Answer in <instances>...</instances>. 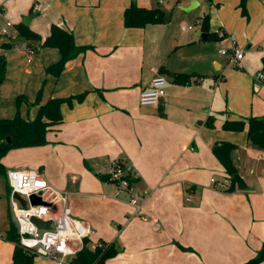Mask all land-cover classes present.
Here are the masks:
<instances>
[{"label": "crops", "instance_id": "0c3cea01", "mask_svg": "<svg viewBox=\"0 0 264 264\" xmlns=\"http://www.w3.org/2000/svg\"><path fill=\"white\" fill-rule=\"evenodd\" d=\"M170 1L0 0V26L12 22L9 34L0 36L10 43L0 48L7 59L0 118L34 119L50 98L84 94L62 103L63 119L49 127L45 144L13 148L2 162L7 171L39 170L51 198L68 191L72 214L90 227V245L118 248L105 264H242L264 244V149L250 144L247 129L223 124L264 116V82L256 76L263 69L264 0H193L186 11L203 8L186 21L197 16L198 27L181 25L178 33L167 13L162 23L126 25L131 5L166 12ZM33 13L26 24L22 16ZM205 15L208 32L201 27ZM23 23L31 37L21 33ZM53 24L90 46L58 76L47 68L60 51L44 45ZM219 41L247 50L241 66L224 69L228 60ZM209 42H217V53L206 50ZM175 73L192 80L176 82ZM157 74L168 79L165 95L157 105H143L140 94ZM223 142L235 145L232 159L247 190L237 182L232 189L211 182L214 177L232 186L214 151ZM116 160L133 167L140 210L115 194L114 181L101 178ZM0 176L8 189V198L0 195V264H12L9 230L18 226L7 175ZM29 254L34 264H56Z\"/></svg>", "mask_w": 264, "mask_h": 264}, {"label": "trees", "instance_id": "16d2710c", "mask_svg": "<svg viewBox=\"0 0 264 264\" xmlns=\"http://www.w3.org/2000/svg\"><path fill=\"white\" fill-rule=\"evenodd\" d=\"M166 12L162 8H143L131 5L125 11V23L128 26H143L148 23L165 22ZM202 30L209 31V15H205L201 21ZM22 34L31 37L33 34L29 31L28 25L23 23ZM44 45L59 49L61 58L58 62L47 68V72L58 76L63 70L65 64L70 59L86 51L90 46L78 45L71 32L65 30L57 24H53L50 34L46 37ZM10 43L0 42V48L9 47ZM264 73V57H263ZM7 75V59L0 52V84L5 80ZM176 82L189 84L192 80L190 74H174ZM264 82V79H263ZM84 94L70 96L67 98L54 97L50 98L45 104H42L34 119H25L20 115L14 118H0V175H6V167L2 158L9 150L17 147L42 145L47 142V132L49 127L62 121L63 115L61 105L65 101H72V98L82 99ZM22 99L19 98V100ZM226 130L242 131L247 129V136L250 144L260 149H264V116H250L246 119L227 120L223 124ZM10 138V140L8 139ZM235 145L231 142H223L215 146V154L220 162L225 166L232 186L236 185L235 174L238 169L232 159V151ZM104 181L112 180L111 176L102 174ZM135 180V179H133ZM9 237L15 243L12 264H34V255L29 254L19 243L18 228L13 224L10 226ZM90 239H85L84 247L74 256V264H105L106 260L118 252V248L113 245H100L92 247ZM264 260V244L258 251L257 255L242 264H261Z\"/></svg>", "mask_w": 264, "mask_h": 264}, {"label": "built area", "instance_id": "2783aa9c", "mask_svg": "<svg viewBox=\"0 0 264 264\" xmlns=\"http://www.w3.org/2000/svg\"><path fill=\"white\" fill-rule=\"evenodd\" d=\"M157 2L162 5L165 0H157ZM11 26V21L0 26V36H7ZM193 27V25H186L182 26V29H192ZM224 35L225 32L221 31L220 36ZM233 43L232 48L227 49L219 46L218 51L227 56L229 65L241 66L245 51L237 47L235 41ZM24 47L28 46L24 45ZM257 78L263 80L264 73L260 71ZM167 84L166 76L155 75L151 87L141 92L140 103L157 105L165 95ZM107 173L111 176L112 181L118 184L119 190L125 189L133 194L130 202L140 210L142 196L134 193L133 179L136 174L133 167L116 160L111 163ZM6 175L13 194L11 209L18 226L20 245L27 252L34 253L56 264H74L72 260L84 247L85 239L89 237L91 230L84 221L72 215L69 192H57L55 198H51L49 193L52 191V187L39 170L9 169ZM211 182L222 189L230 187V183L218 181L214 177L211 178ZM119 190L118 193H120ZM15 193L27 200L25 206L14 197ZM32 196H40L42 203L34 204L31 200ZM38 220L50 222L49 227H40Z\"/></svg>", "mask_w": 264, "mask_h": 264}, {"label": "rangeland", "instance_id": "374dc122", "mask_svg": "<svg viewBox=\"0 0 264 264\" xmlns=\"http://www.w3.org/2000/svg\"><path fill=\"white\" fill-rule=\"evenodd\" d=\"M192 1L193 0H171L170 3L167 5V6H163L165 7V10H166V13H167V16L168 18L170 17V21H169V26L173 29V31L175 33H178V32H182L181 30V25H189V24H192L194 25L195 27H198V24L195 22L197 16H195L193 18V20H189V21H186V19L188 18L187 16H192L190 14L191 13H195L196 11L200 10L201 8H203L201 6L200 7H197V8H194L190 11H186L185 8L189 7L191 4H192ZM187 4V5H186ZM189 14V15H188ZM189 30V29H188ZM204 44V43H203ZM218 44L224 48V46H222L220 44V41L218 42ZM205 46H208V48L206 49L208 52H213L215 51V53H217V42H209V43H205L204 44ZM226 48V47H225ZM195 51H198V49L194 48ZM245 50V49H244ZM245 52L247 53V50H245ZM245 53V54H246ZM245 54H244V58H245ZM227 58V56H226ZM228 60V58H227ZM243 60V59H242ZM231 65L228 64V61H227V65L224 69H226V71L230 68ZM215 67V66H214ZM236 67V66H234ZM206 70L204 71H207L209 69V65L207 66V68H205ZM211 71L212 73H214V68L212 67L211 68ZM221 72V71H220ZM260 72V71H259ZM258 72V73H259ZM224 73V70L220 73L222 74ZM257 73V74H258ZM256 74V76H257ZM209 80V77L205 78L204 82L203 83H206L207 81ZM166 89V88H165ZM26 99V97H24ZM241 134V133H240ZM135 183V182H133ZM115 187H116V191H115V194L117 192V190H119V186L118 184L114 183ZM135 185V184H134ZM121 189V188H120ZM0 195H3L5 198H8V189H7V183H6V178L4 176H0ZM120 191V198H123V199H127L130 201V198L133 196V194H130L127 190L125 189H121L119 190ZM142 192V191H141ZM135 194H139L138 191L135 189L134 191ZM142 194V193H140ZM141 203V201H140ZM136 210V207L133 206ZM73 215V214H72ZM74 216V215H73Z\"/></svg>", "mask_w": 264, "mask_h": 264}, {"label": "water", "instance_id": "95a60500", "mask_svg": "<svg viewBox=\"0 0 264 264\" xmlns=\"http://www.w3.org/2000/svg\"><path fill=\"white\" fill-rule=\"evenodd\" d=\"M193 4V3H192ZM194 7V6H191V8ZM191 8H188V9H191ZM36 15V13H33L31 15H23L22 18H23V21L26 23V24H29L32 20V18ZM201 36L205 39H207L208 37V34L207 33H201ZM10 140V138H8ZM11 142V140H10ZM235 179H236V182H237V185H238V188L241 189V190H247L249 188V186L247 185L246 181L244 180V178L239 174V173H236L235 174ZM14 196L22 203V205H26V199H24L21 195L15 193ZM31 200L34 204L36 203H42V199L40 196H32L31 197ZM39 226L40 227H49L50 225V222H44V221H40L38 220L37 221Z\"/></svg>", "mask_w": 264, "mask_h": 264}]
</instances>
